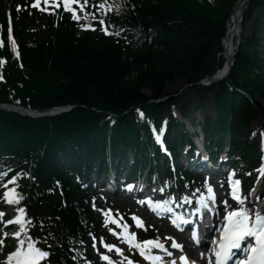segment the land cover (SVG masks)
Segmentation results:
<instances>
[{"label": "trees", "instance_id": "obj_1", "mask_svg": "<svg viewBox=\"0 0 264 264\" xmlns=\"http://www.w3.org/2000/svg\"><path fill=\"white\" fill-rule=\"evenodd\" d=\"M196 1L159 0L161 8L155 9L158 14L154 18L163 26L160 43L164 50L144 57H125L112 46L104 45L98 50L75 47L73 34L66 30L64 34H56L46 46L44 43L28 46L20 41L22 70L8 61L5 83H0V100L6 102L9 89H14L21 104L31 108L43 110L63 105L75 108L67 115L37 122L0 113V147L23 153L29 144L36 142L33 146L42 150L38 159L45 156L41 163L52 166L57 154L62 158L67 153L76 157L74 152L79 153L81 147L87 151L98 148L99 140L106 134L97 123L106 112L119 116L113 133L116 138L125 134L127 128L134 129L132 120L123 116L132 106L145 103L149 97L161 98L165 87L176 80L196 89L201 78L220 67L215 57L221 51L220 39L235 0L222 4L224 10L216 15L217 19ZM247 22L248 34L242 38L243 45L226 81L234 92L229 96L224 82L204 89V96L211 93L219 107H227L230 100L232 131L243 127L253 111L262 109L255 100L264 99V0H249L243 25ZM5 54L6 50L0 51V55ZM27 73L33 83L24 80ZM142 91H148L150 96L146 97ZM238 91H244L246 96ZM219 107L221 120L224 113ZM220 125L223 128V123Z\"/></svg>", "mask_w": 264, "mask_h": 264}, {"label": "snow or ice", "instance_id": "obj_2", "mask_svg": "<svg viewBox=\"0 0 264 264\" xmlns=\"http://www.w3.org/2000/svg\"><path fill=\"white\" fill-rule=\"evenodd\" d=\"M45 4L51 3L55 7H59L60 3L63 4L64 10L67 12H71L73 19L79 20V16L77 15V9L73 8L72 5L75 4L78 6L80 11H83L85 7L88 5V0H83V4H81L80 0H44ZM33 7L39 6V0L35 4L32 5ZM92 7H97L100 9H104L106 7V4L102 2L99 5H93ZM46 10V9H41ZM100 24H104L103 20L99 21ZM85 28H88L90 26H84ZM95 30V29H92ZM105 34L107 33V29H104ZM9 38L11 40V29H9ZM14 43V41H13ZM0 46H2V42H0ZM6 61L0 60V64L5 63ZM260 171H264V168L260 169ZM10 183H15V180L9 181ZM239 185V181L235 182V186H233V199L237 200L238 202H243L240 200V197L237 195V187ZM4 187H7L4 185ZM212 189L209 188V192H211ZM13 197H16L14 199ZM4 198L7 203H18V194L15 193V190L11 191H5L4 192ZM149 207H152V202H148ZM155 210V209H153ZM20 213H23V209L18 210ZM4 214L0 213V217H2ZM238 218V219H237ZM132 219L136 222L137 227H143L142 221L133 216ZM228 220V224L225 227L224 233L221 237V243H220V251L216 253L217 256V264H222V260L228 258L230 250L231 249H239L241 247V241L245 237H254L256 240V246L250 247L248 251V255L246 259H241L238 261V264H264V216H261L260 214H256L255 217V225L250 226V221L252 217L246 212L242 210H237L234 212H230L228 216L226 217ZM7 223H20L21 227H23L24 223H30V221L22 222L19 217L15 218L13 221H8ZM112 223H116L118 227H123L124 229H127L128 225H120L117 221L113 220ZM115 234V233H114ZM14 238L17 237V234L14 233ZM129 241V243H132L134 240V234L130 237H126ZM31 238H29L30 240ZM171 239V238H169ZM21 246L23 245V241H20ZM145 245L149 246H155V247H161L157 241L149 240L144 242ZM109 251L112 250L114 246L112 245H105ZM138 248H141V255H144L142 246L140 244L134 245ZM173 247L181 248L182 246L173 243ZM117 251H119L117 249ZM15 257L17 258V264H37V261L40 258L46 257L48 253L43 252L37 248H34L33 244L29 243L27 250H19L15 254ZM20 258H24L21 260ZM149 258V257H146ZM103 259L108 260L109 258L107 256L103 257ZM153 260H158L159 257H151ZM181 260L187 264V258L181 257ZM174 264V262H173Z\"/></svg>", "mask_w": 264, "mask_h": 264}, {"label": "rangeland", "instance_id": "obj_3", "mask_svg": "<svg viewBox=\"0 0 264 264\" xmlns=\"http://www.w3.org/2000/svg\"><path fill=\"white\" fill-rule=\"evenodd\" d=\"M168 93H171L172 95L177 93V107L180 109L181 106L184 104H187L189 110V113L187 115V119L184 122L186 125L189 122V120H194L195 123L201 122L202 119L207 115L210 117L214 116V107L212 103H206L203 107L199 110H195V98L196 93L192 90L183 88V84L180 81L175 82L172 84V86L167 88ZM178 108L175 109L178 112ZM6 212L13 215L14 207L13 206H7ZM14 246H16L14 244Z\"/></svg>", "mask_w": 264, "mask_h": 264}, {"label": "bare ground", "instance_id": "obj_4", "mask_svg": "<svg viewBox=\"0 0 264 264\" xmlns=\"http://www.w3.org/2000/svg\"><path fill=\"white\" fill-rule=\"evenodd\" d=\"M246 3V0H240L235 8V13L233 14V17L230 22V26L228 28L227 36L225 40L223 41V58L225 60L223 67L220 69L218 73V77H222L228 70L229 60L233 57L234 53V46H235V40L237 36L239 35L238 27L240 24V18L242 16V9L243 5ZM165 96L168 98V100L173 99L172 95L168 92H166ZM151 101H154V98H152ZM219 107V106H217ZM220 109H223V106L221 105L219 107Z\"/></svg>", "mask_w": 264, "mask_h": 264}]
</instances>
